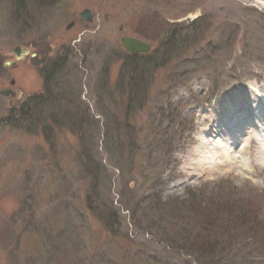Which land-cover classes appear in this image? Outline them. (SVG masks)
I'll return each mask as SVG.
<instances>
[{
  "label": "rangeland",
  "instance_id": "rangeland-1",
  "mask_svg": "<svg viewBox=\"0 0 264 264\" xmlns=\"http://www.w3.org/2000/svg\"><path fill=\"white\" fill-rule=\"evenodd\" d=\"M19 1L0 0V264H198L167 242L173 234L171 211H179L184 220L179 225L188 223L183 228L192 237L201 235L199 224L206 221L193 214L191 206L200 202L203 210L218 199L240 200L252 216L264 221V141L249 143L230 164L221 159L218 148H211L224 146L226 138L206 136L210 126L236 116L231 127L246 142L244 134L253 132L247 119L264 117V0ZM161 23L185 28L186 40L174 54L177 57L161 64L150 79L143 106L129 104L128 95L119 91L120 58L128 54L120 40L137 37L150 42L154 51L165 37ZM18 48L29 55L17 60ZM205 56L214 64L205 68L210 75L203 74L202 65L196 66ZM57 58L64 63L56 78L58 91L69 103V112L65 108L63 115L78 116L66 117L58 127L47 124L52 112L46 111L44 129L33 117H41V112L22 115L20 109L32 105L29 100L45 93L47 86L54 92L53 74H47L45 83L41 64L46 62V74L52 70L47 60ZM188 61L194 62L190 68L199 75L179 84L171 98L179 108L175 118L182 122L177 129L184 126L188 131H182L171 156L160 155L164 160H159L156 155L157 161L150 162L141 146L152 140L160 123L159 110L169 102L166 92L175 85L172 75L187 70ZM74 81L76 86L70 84ZM3 91L13 95L4 96ZM78 92L83 105L74 112ZM244 99L256 101L249 103L246 120L236 115L244 109L240 106ZM84 115L95 122L87 126L100 127L92 167L104 166L97 178L99 193L113 213L93 203L89 207L86 201L93 188L92 164L79 157L78 136L71 131L72 119L76 123ZM113 120L117 123L108 129L126 144L119 155L123 170L112 150L104 148L105 121L111 125ZM130 136L137 138L134 143ZM204 155L213 157L210 164H199ZM152 166L162 169L158 172L165 186L151 188L150 180L157 174ZM154 192L159 194L155 197L159 207L170 204L169 210L160 212L161 218L146 209L158 205L157 200H146ZM190 192L197 196L189 197ZM229 215L214 220L212 228L204 227L218 250L239 233L230 230L238 226L242 214L233 208ZM255 236L233 243L230 264H264V234ZM242 253L249 254L248 259H242Z\"/></svg>",
  "mask_w": 264,
  "mask_h": 264
},
{
  "label": "trees",
  "instance_id": "trees-1",
  "mask_svg": "<svg viewBox=\"0 0 264 264\" xmlns=\"http://www.w3.org/2000/svg\"><path fill=\"white\" fill-rule=\"evenodd\" d=\"M46 1H50V0H41V3H44ZM20 4H23L22 0L19 1ZM178 26L180 25H168L166 24H160V27L163 28V31L165 32V37L161 40L160 45H158L156 47V50H154L151 54L149 55H121L120 60L122 59V70H121V75H120V80H119V86L120 88V92L124 93L126 95H128L129 97V104L131 102H137L139 104H141L143 106L144 101L143 99H145L148 96V89H149V85L152 83V81L150 79H152L154 73L161 68V64L163 65H168L172 60H174L177 56H174V54L176 52L179 51V49L181 48L182 44L184 43V41L186 40V37H184L183 32H185V28L180 27L178 28ZM188 30V29H187ZM187 34V33H186ZM189 35L187 34V37ZM231 42V41H229ZM231 43H234L231 42ZM214 50H212L213 52ZM165 53L167 54V56H165ZM211 54V53H210ZM163 57H165V59H163ZM162 58V59H161ZM211 58V57H210ZM205 57H201V63H196V66H200L202 65L204 67L203 71L206 75H210L212 73V71L205 69L207 67L208 64L211 63L212 67L214 68V64L212 63V59ZM163 60V61H162ZM162 61V62H161ZM42 63H46L44 60L42 61ZM149 63V64H148ZM187 63H189V67H187L188 69L185 71H178L175 75H172V77L174 78V86L170 91L166 92V94H168V98H169V102L167 103L166 108H163L160 111L161 113V120L159 125L155 126V131L154 132V136L151 137V141H147L146 145L141 146V150L144 151V155H147V158L150 162L153 161H157V158L154 156H159V160H164L162 159L161 156H163L165 154V157L171 156L172 152L175 151V145H176V140H180L179 138H181L183 136V132L182 131H186L187 129L184 126H180L181 129H177L176 124H179V119H176L175 117L177 116L178 113V106L175 103H172V93L173 91L175 92L176 87L179 84L185 83L186 81H189L191 78L192 74L195 75H199L196 73V71H193L190 68V64H193V61H188ZM47 64H50L52 66H50V68L52 70L47 71L45 74V70L41 69L42 71V76L45 77V83L48 82L49 83V77L47 76V74H53V83L55 84V89L54 92L51 91V88H47L45 89V93H41L40 96H37L33 99H30L29 102H32V105H29L26 108L25 106H21L20 112L22 115H30L32 116V112H41V117H36L33 116L35 118V120L37 121V123H39V127H43L44 129L47 128L46 123L47 120L44 121L42 118L44 117V113L46 111H51L52 113L49 115V117H47V119L49 120V125H53L55 124L58 127H62L64 125L65 122H63V120L66 117H76L78 115L74 114H69L67 116H64V110L66 108V110L69 112L68 110V105L69 103L66 101V99H64L63 96V91H58L59 89V82H57L56 78H58V70H61V68H63V62L61 59L57 58L56 60H53V62H49L47 60ZM43 65V64H41ZM61 66V67H60ZM47 70V67H46ZM210 72H207V71ZM52 71V73H51ZM193 71V72H192ZM195 72V73H194ZM216 73V72H215ZM216 77L217 81H219L217 76H214V78ZM214 78L212 79V84H214ZM55 79V82H54ZM173 80V79H172ZM71 85L73 84L74 86H76V82L74 81L73 83H70ZM64 87L66 86L65 84L63 85ZM104 92V91H103ZM79 93V92H78ZM76 94L75 96V104H74V112H80L78 109H82L81 105H83V103L80 101V93ZM174 94V93H173ZM77 103V104H76ZM28 104V103H27ZM133 109L132 105L131 108H129V110L131 111ZM134 110V109H133ZM129 111V112H130ZM85 113V112H84ZM106 116L108 115L107 112H103ZM64 114V115H63ZM129 114V113H128ZM127 114V116H128ZM84 117H86L87 119H84ZM26 118V117H25ZM46 118V117H44ZM75 119V118H74ZM74 119L73 122H74ZM89 120V121H88ZM71 123L72 127H71V131H75V134L78 136V140H79V144L81 146V150L79 153V157L81 159H84L83 161H87L89 162L91 165V168L89 170V172H93V179H91L90 182H92V186L93 188L88 192L87 194V203H89V207H91V205H93V207H96L97 209H101V210H109L110 212L113 213V210L110 209L108 206L109 204L106 202L107 200L105 199L104 201H102L103 196L100 195L99 193V187L101 185H99V180L97 179L99 176V172H100V168L104 170V166L100 163L99 165H96L94 167L93 163H94V159H95V155H97V139L100 136V130H99V125H90L87 126L89 123L91 124H95L93 117L84 115L81 116L79 121H77L76 123ZM178 122V123H177ZM117 122L113 120V122H111V125L107 123V121H105V125H104V148L105 150L108 149L112 150L111 152L113 153V156L115 158H117V165L119 169H124L123 167L124 164L120 161V156L123 155L122 150L125 148V145H123V140L121 139V135H117L116 133L114 134V132L110 131L108 128L109 126L112 127V125H115ZM167 123V126L164 127ZM181 119H180V124L181 125ZM37 125V124H35ZM117 126V125H116ZM37 127V128H39ZM176 130V131H175ZM115 131V130H114ZM188 131V130H187ZM173 132V133H172ZM50 136V134H47V137ZM127 136V135H126ZM133 140V143L135 142V140L137 139L134 136H130ZM113 139L115 140L114 144H118V145H114L113 144ZM110 142V143H109ZM112 144V147L111 145ZM137 147V144L135 143L133 145V147ZM111 147V148H110ZM139 147V145H138ZM123 148V149H121ZM138 149V148H137ZM110 154V152H109ZM161 155V156H160ZM167 155V156H166ZM84 164V163H83ZM86 164V163H85ZM146 172H149V167H144ZM151 169L154 171V173L156 172L157 174L152 177V180H150L151 182V188L153 189H157L158 187H161L163 184L165 186V183H163L162 180V174H160V172L158 171H162V169L159 167H155L152 166ZM90 175V174H89ZM157 195H159L158 193L154 192L151 193L149 195H147V199L146 200H150V201H155L157 200V207L154 209H151L150 207L146 208L148 211H150V213L152 214H156L158 216V218L164 215H161L160 212H165L166 210H169L168 206L170 204L165 203L163 204L161 207H159V203H160V199L159 198H155ZM107 196V195H106ZM189 197H193V196H197L195 195L193 192H190ZM193 200V199H192ZM191 200V202H192ZM93 203V204H92ZM208 202H203V205H207ZM202 205V206H203ZM242 205V206H241ZM201 206V202L200 205L198 206H191L192 209L194 210L193 214L200 216L201 218H205L206 221L200 223V234L201 235H194V237H192L190 234L188 235L187 230L183 227H187L188 223H185L184 225H179L181 223L184 222V220L181 218V215L179 214V211L177 210H173L170 213V216L173 219V223L171 222L170 225L172 228V237L168 238L167 237V242L172 246V247H179L182 248V250H185V252H187L190 256H193L196 260V262L198 264H230L231 262H229L231 259H228V256L231 254V250H234L235 247L233 245L234 242H238V240L240 238L247 237L248 238H244L248 239V241L250 239H252L253 237H256L255 235L259 236L261 235V233L264 234V221L261 220L260 217L258 216H252L251 211L249 210L250 208L248 206H243V204L241 203L240 200H238V202L236 200L234 201H224L223 199H218L217 202L215 203V205L212 207H204L203 210L200 209ZM207 208V209H206ZM238 210L240 211V213L242 214V216L240 218H236V223L238 224L237 227H234L233 229H231V233L232 230H238L239 233H235L233 234L232 237H230V241L229 243L226 245L225 249L223 250H218L216 249L218 246L216 244H213L215 239L211 240L210 238V230L205 229L206 227L208 228H212L214 227L213 223L214 220L217 221L220 216L225 215L226 213H229L232 211V209ZM247 212V214H245ZM149 212L147 213L150 214ZM251 213V214H250ZM143 218L147 217L145 216V214H141ZM169 215V213H168ZM183 216V215H182ZM229 216H233V215H229ZM160 217V218H161ZM235 217V216H234ZM138 221H140L138 219ZM202 221V220H201ZM140 223V222H139ZM156 224H153V227H155ZM169 226V225H168ZM205 227V228H204ZM249 227V228H247ZM229 231V232H230ZM189 233L193 234V231H189ZM202 234H204L202 236ZM245 234H247L245 236ZM207 235V236H205ZM212 235V234H211ZM193 240V241H191ZM200 242V244H198ZM244 242V241H243ZM182 243V244H181ZM181 244V246H179ZM216 246V247H215ZM245 248L246 246H248V244H244ZM230 248H232L230 250ZM241 252V251H240ZM238 252V253H240ZM236 252L235 258H237V256H239ZM242 259L245 257L246 259H248L249 254L247 253H242ZM247 256V257H246ZM238 261V260H237ZM243 262L247 263V260H242ZM234 264V263H233ZM238 264H244V263H238Z\"/></svg>",
  "mask_w": 264,
  "mask_h": 264
},
{
  "label": "bare ground",
  "instance_id": "bare-ground-1",
  "mask_svg": "<svg viewBox=\"0 0 264 264\" xmlns=\"http://www.w3.org/2000/svg\"><path fill=\"white\" fill-rule=\"evenodd\" d=\"M254 102H256L254 99H244L243 101H241L240 106L242 107L243 110L240 111V113L238 112L236 115H242L240 117H243L246 120V112L247 111V107L249 105V103H251L252 105H254ZM261 104V103H259ZM236 116L233 117L231 120L227 119L228 121H223L222 123L218 124L217 126L213 125L210 126V129L206 130V136L207 138H218V137H224L226 138L225 140V145L224 146H217L215 144H212L213 150L214 148H218L217 150L220 151L222 153V158L221 159H226L227 162H229L230 164L232 162H234V157L233 155L236 154H241L244 153L247 150V147L249 145V143L253 142V141H257L258 143L260 141H264V117H260L255 116V115H251L250 118L247 119V125L249 126V131L253 132L251 134L246 133L244 134V136L246 137L247 141L245 142V140H243V135H237L236 131L233 130V128L231 127L233 124V121H236ZM221 125V126H220ZM221 127V128H220ZM248 129V128H246ZM251 129V130H250ZM246 131V130H244ZM243 132V130H242ZM215 135H214V134ZM218 136V137H217ZM262 152H264V147L262 149ZM209 153L212 156V150L209 151ZM215 154V153H214ZM211 156L208 155H204L203 159L201 161H199L200 165H204V163H211V160L213 159V157L211 158ZM220 157V155H218ZM217 157H216V161H217ZM223 162V161H222ZM215 164V163H213Z\"/></svg>",
  "mask_w": 264,
  "mask_h": 264
},
{
  "label": "water",
  "instance_id": "water-1",
  "mask_svg": "<svg viewBox=\"0 0 264 264\" xmlns=\"http://www.w3.org/2000/svg\"><path fill=\"white\" fill-rule=\"evenodd\" d=\"M121 45L129 54H132V55L148 54L152 50V45L150 43L144 42L134 37L121 38ZM21 52H22V49L20 48L15 52L18 59H21L24 56V55H21ZM1 93L4 96L13 95L11 91H3Z\"/></svg>",
  "mask_w": 264,
  "mask_h": 264
}]
</instances>
